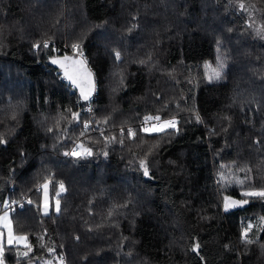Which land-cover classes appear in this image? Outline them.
<instances>
[{"label": "trees", "instance_id": "obj_1", "mask_svg": "<svg viewBox=\"0 0 264 264\" xmlns=\"http://www.w3.org/2000/svg\"><path fill=\"white\" fill-rule=\"evenodd\" d=\"M261 26L264 0H0V201H32L10 212L32 246L20 264L55 262L48 248L65 264H264V231L241 240L243 226H264V200L226 212L222 197L242 199L247 185L220 181L264 187ZM43 39L80 42L94 68L87 130L53 73L62 52L33 50ZM218 57L224 78L209 82ZM145 115L174 117L179 131L144 133ZM79 143L93 155H64ZM47 179L51 198L60 182L66 191L45 216L34 187ZM6 261L17 264L15 246Z\"/></svg>", "mask_w": 264, "mask_h": 264}, {"label": "snow or ice", "instance_id": "obj_2", "mask_svg": "<svg viewBox=\"0 0 264 264\" xmlns=\"http://www.w3.org/2000/svg\"><path fill=\"white\" fill-rule=\"evenodd\" d=\"M239 9L242 11H247L246 6L243 2L239 3ZM252 24H249V27H252ZM97 27H102V25H98ZM132 29H128V31H131ZM231 31V29H229ZM257 35H260L264 37V26H261L259 29H257ZM52 42L48 39L43 40L42 42H36L33 44V49L39 52L41 49H48L50 47V44ZM218 45L220 42H217ZM73 55H68L67 53L63 54L60 57H50L51 63L54 65H58L61 69H63V75L64 79H66L69 82V85L72 87H76L79 89L80 96L79 100L82 101H90L93 92L95 91V81H94V73L92 70L88 67V61L84 57V53L82 50V45L80 42H74L70 45ZM55 50V49H54ZM58 51V50H57ZM114 58L116 60L121 59V53L119 51L114 52ZM140 63H145V61H140ZM226 67V64L223 59H220L218 57V63L215 68H212L210 64H205V70H206V77L209 82L213 81H219L224 78V69ZM122 83V80H121ZM72 121L80 122V116L81 114L79 112H73L71 109H69ZM88 111H91V108L89 107ZM197 120H199V117H196ZM152 121H155L156 123H151L150 127H142V131L144 133H161L164 132L166 129H173L175 131H179V128L177 127L178 121L173 117L168 120H162L160 115H156L155 117L152 116H145L144 122L150 123ZM107 122V121H105ZM83 128L87 130L90 127V121H83ZM51 131V130H50ZM121 134L125 132V129L122 127L120 129ZM127 134L129 137L134 138L136 136V132L129 127L127 129ZM81 135L83 136L84 133L82 132ZM115 137L112 138H105L107 142H111L115 140ZM120 143H123V140L119 141ZM259 142V141H257ZM6 143L5 140L0 139V144ZM155 147H158L156 145ZM65 156H71L74 157L76 160H80L83 158H87L93 155V151L90 147H86L83 143H79L73 147L71 151H67L64 153ZM103 155L107 156V152H104ZM139 168L143 170V175L145 177L150 176V170L147 159H141L139 161ZM250 171V169L248 170ZM220 181H223V187L224 189H227L231 184H238L240 186L247 185V190H243L241 192L242 199H234L231 196L224 195L222 197V207L224 211H228L229 209L236 208L243 206L245 204L249 203L248 198L253 199H261L264 200V187H261L259 189H256L254 185H252L251 179L246 176L244 179L239 180H229L227 177L224 176L223 173H220ZM220 181H218V186ZM49 182H45L43 187L44 190V203H43V214L45 216L49 215L50 212V202H49ZM66 191L65 186L63 182L59 183L58 190L56 191V199H55V212L59 213L61 211L60 207V195ZM16 201H12L11 204H16ZM28 204H32V201L29 200ZM5 209L10 208L11 205L8 202L4 203ZM112 213L109 212V215ZM260 221H264V217L259 218ZM0 223H3L5 227L8 228V236H7V250L11 251L13 247L15 246L16 256H17V264H20L21 259H31L29 256V253L32 252V246L31 244L27 243L28 237L26 235L23 236H17L13 233L12 227L10 226V223L8 222V212L6 211L3 216H0ZM255 227H259L261 231H264V226L262 225H253L251 223L247 224L246 226L242 227L241 231V240L245 244H250L253 241L249 237V233L252 232V230ZM76 239H79V237H76ZM24 242V247L27 249L26 251H20L18 245ZM227 247V245L225 246ZM200 248V245L198 243L194 244L192 247V250L194 252H198ZM48 252L52 253L54 256L55 264H64V258L63 254L59 256H55V249L54 248H48ZM0 264H6V245L4 242V234L3 232H0ZM46 264H53V261H47Z\"/></svg>", "mask_w": 264, "mask_h": 264}, {"label": "built area", "instance_id": "obj_3", "mask_svg": "<svg viewBox=\"0 0 264 264\" xmlns=\"http://www.w3.org/2000/svg\"><path fill=\"white\" fill-rule=\"evenodd\" d=\"M43 40H45V39H43ZM48 40H50L52 42L50 44V47L53 50L55 49V51L58 50V51H61L63 53H69V55H73L70 45H66L64 43H59V42H57L54 39H48ZM82 50H83V53H84V57L88 61V67L94 73L95 72L94 71V68L89 64V60H88V57H87V55L85 53L84 48H82ZM34 51H36V50H34ZM37 62H40V60H37ZM42 65L44 67V70H48L49 69V67L46 66L45 63H43ZM53 73H54L56 79L60 83L64 84L68 88V90H69L70 93H73V95H74V107H75L76 112H79L81 115H87V117H88L87 118V121L92 122L93 121V99H94V94L92 95L90 101H82V100H79L80 94L78 93L77 88L76 87H72V86L69 85V82L66 79H64V75H63L62 71L60 69H56V70L53 71ZM89 107L91 108V111H88ZM145 116L155 117L156 115H145ZM145 116H143L140 119V124L143 127H148L149 125H151V123H156L155 121H152L150 123H145L144 122V117ZM162 120H163V118H162ZM91 131L93 132L95 130L92 128ZM72 149H73V147L70 150H72ZM45 182H49V179H47V180H45V181H43L41 183L36 184L35 187H34V190L35 191H40L41 190V187H42V184L45 183ZM4 200L0 201V212L5 208L4 207ZM29 200H31V199L28 196H24V197L18 198V199H8L7 202L11 205V207L10 208H7V209L10 212H13V211H15L17 209L22 208L24 205L28 204V201ZM12 201H16L17 203L16 204H11ZM64 264H65V259H64Z\"/></svg>", "mask_w": 264, "mask_h": 264}, {"label": "rangeland", "instance_id": "obj_4", "mask_svg": "<svg viewBox=\"0 0 264 264\" xmlns=\"http://www.w3.org/2000/svg\"><path fill=\"white\" fill-rule=\"evenodd\" d=\"M56 41H57V40H56ZM59 43H64V44H66V45H71V44H72V43H68V42H65V41H63V42H60V41H59ZM73 43H74V42H73ZM63 54H65V53L62 52V53H60V54H57L55 57H60V56H62ZM67 54L69 55V53H67ZM206 79H207V77H206ZM169 118H170V117H169ZM165 120H168V119H165ZM150 126H151V125H149L148 127H150ZM43 185H44V183L42 184V186H43ZM41 189H42V191H41V197H40V208H41V212L43 213L44 190H43V187H42ZM56 198H57L56 196H53V197L51 198V196H50V191H49L50 210L55 211V207H54V205H55V199H56ZM7 200H8V198H6V199L4 200V203L7 202ZM6 211L8 212V222L10 223V226L12 227V223H11V213H10V211H9L8 209H5V208H4V209L0 212V216H3L4 213H5ZM12 230H13V229H12ZM0 232H3V234H4V242H5V245H7L8 228L5 227L3 223H0ZM13 233H14L15 235H17V236H23V234H16L14 231H13ZM18 246L22 248L20 251H26V249L24 248V242H21ZM47 261H50V260H48V259L41 260L40 263H38V264H46ZM53 263L55 264V262H53ZM6 264H12V263H8V262L6 261ZM29 264H35V263L30 262Z\"/></svg>", "mask_w": 264, "mask_h": 264}, {"label": "water", "instance_id": "obj_5", "mask_svg": "<svg viewBox=\"0 0 264 264\" xmlns=\"http://www.w3.org/2000/svg\"><path fill=\"white\" fill-rule=\"evenodd\" d=\"M70 56H71V55H70ZM60 70H61V71H62V73H63V69H61V68H60ZM94 81H95V76H94ZM95 89H96V84H95ZM77 91H78V93L80 94V92H79V89H78V88H77ZM93 94H95V91L93 92ZM93 94H92V95H93Z\"/></svg>", "mask_w": 264, "mask_h": 264}]
</instances>
